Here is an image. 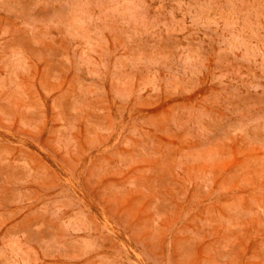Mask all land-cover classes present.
<instances>
[{"label":"rangeland","instance_id":"obj_1","mask_svg":"<svg viewBox=\"0 0 264 264\" xmlns=\"http://www.w3.org/2000/svg\"><path fill=\"white\" fill-rule=\"evenodd\" d=\"M0 264H264V0H0Z\"/></svg>","mask_w":264,"mask_h":264}]
</instances>
